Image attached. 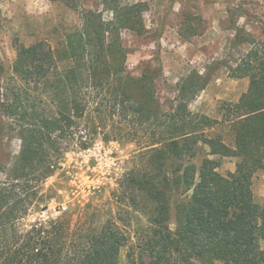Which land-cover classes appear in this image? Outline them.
<instances>
[{
    "label": "trees",
    "instance_id": "obj_1",
    "mask_svg": "<svg viewBox=\"0 0 264 264\" xmlns=\"http://www.w3.org/2000/svg\"><path fill=\"white\" fill-rule=\"evenodd\" d=\"M63 1L78 12L79 24L56 47L46 40L19 46L14 71L25 90L6 91L0 101L23 140L13 165L0 163V264H121L127 244L128 264H264V205L252 189L254 173L264 169V37L238 30L233 48L248 47L218 62L250 83L215 118L189 106L209 83L198 71L164 107L156 86L162 67L148 63L137 73L128 67L122 31L146 32L142 2L105 0L113 14L106 18L102 10L77 9L80 0ZM29 89L38 93L31 98ZM95 118L103 127L124 121L128 138L141 144L140 165L130 169L121 193L128 197V226L142 220L138 212L145 215L137 239L127 237L121 215H103L91 203L27 222L46 200L43 185L66 139ZM3 126L0 116V134ZM214 155L240 158L236 171L222 174ZM199 157L201 165L193 162Z\"/></svg>",
    "mask_w": 264,
    "mask_h": 264
},
{
    "label": "rangeland",
    "instance_id": "obj_2",
    "mask_svg": "<svg viewBox=\"0 0 264 264\" xmlns=\"http://www.w3.org/2000/svg\"><path fill=\"white\" fill-rule=\"evenodd\" d=\"M139 2L144 4L146 32L122 31L129 52L128 67L136 73L148 63L162 67L163 75L156 86L164 107L175 98L178 85L198 71L208 77L209 83L189 106L194 112L220 118L222 103L238 101L250 79L230 76L226 66L218 62L239 56L248 47L233 48L238 30L264 37V0H113L118 4ZM77 9L102 10L106 18L113 15L105 0H80ZM79 22L78 12L63 0H0V101L6 91L12 95L24 89L14 71L18 47L40 40L56 47ZM28 93L32 98L38 92L29 89ZM7 113L4 107L0 111L4 122L0 163L11 166L20 155L23 140L21 125ZM95 124L101 127L96 130ZM102 125L98 118L82 121L80 129L66 139L68 147L43 185L46 200L32 208L28 223L48 221L91 203L98 205L103 215L109 211L121 215L119 223L127 237L132 234L137 239V229L146 224L145 215L138 212L142 220L128 226V197L121 193L130 169L136 163L140 165L135 156L141 144L128 138V124L122 120L110 119L105 127ZM211 158L220 162L218 170L225 175L236 171L240 162L238 157ZM202 160L199 157L193 162L201 165ZM4 178L0 172V179ZM252 189L255 200L264 205V169L254 173ZM171 222L174 226V214ZM128 249L127 244L121 250V264H128Z\"/></svg>",
    "mask_w": 264,
    "mask_h": 264
},
{
    "label": "built area",
    "instance_id": "obj_3",
    "mask_svg": "<svg viewBox=\"0 0 264 264\" xmlns=\"http://www.w3.org/2000/svg\"><path fill=\"white\" fill-rule=\"evenodd\" d=\"M63 209L65 210V209H66V207H65V206H63Z\"/></svg>",
    "mask_w": 264,
    "mask_h": 264
}]
</instances>
